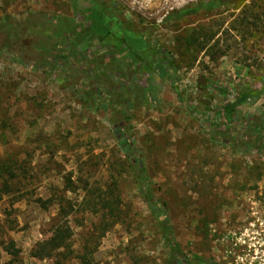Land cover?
<instances>
[{
  "label": "rangeland",
  "instance_id": "374dc122",
  "mask_svg": "<svg viewBox=\"0 0 264 264\" xmlns=\"http://www.w3.org/2000/svg\"><path fill=\"white\" fill-rule=\"evenodd\" d=\"M202 1L109 3L126 29L164 50L177 66L172 78L154 71L139 78L145 100L125 115L133 156L144 165L145 180L181 251L220 264H264V153L213 144L198 126L207 109L243 91L254 94L242 113L264 117V90L257 92L264 83V0H215L218 7L206 13L197 10ZM31 14L72 18L74 10L69 0H0V25ZM211 30L216 36L206 47L216 44L223 59L196 48ZM27 53H33L28 41L10 42L0 32V161L28 156L32 175L19 202L0 200V264H53L30 253L50 237L56 214L55 207L43 211L34 200L55 191L74 206L69 221L75 252L65 264H80L85 247L93 253L92 264H167L159 223L140 192L143 179L116 140L114 119L76 85L61 83L46 68L22 65L19 54L25 60ZM237 61L242 69L234 80ZM208 84L214 87L209 93L201 90ZM68 179L77 192H64ZM109 187L119 195L122 213L102 235L100 215L84 204V189L102 195ZM8 241L19 250L16 258L5 252Z\"/></svg>",
  "mask_w": 264,
  "mask_h": 264
},
{
  "label": "trees",
  "instance_id": "16d2710c",
  "mask_svg": "<svg viewBox=\"0 0 264 264\" xmlns=\"http://www.w3.org/2000/svg\"><path fill=\"white\" fill-rule=\"evenodd\" d=\"M69 1L74 10L72 18L57 14L8 17L0 25V32L6 33L10 42L26 40L32 45L33 53L26 54L28 59L23 60L22 54H19L21 57L18 59L22 65L32 69L46 68L54 73L61 83L76 85L80 95L96 97L98 106L104 109L107 116L114 119L113 131L116 140H122L131 169L139 179H143L140 192L151 214L159 223L162 241L169 252L167 264H220L212 258L204 259L196 254L187 255L181 251L174 240L165 210L153 197L150 184L145 180L144 165L133 156L134 142L129 135L130 127L126 126L127 112L136 106L138 101L145 100V89L140 86L139 78L143 74L147 75L149 71H154L160 76L166 74L167 78H172L177 71L176 62L169 59L161 48L143 41L126 29L116 11L109 6L111 0ZM217 7V1L205 0L198 3L197 10L206 13ZM229 30L232 32V27ZM205 36V41L196 47L198 52L205 51L204 53L213 59L217 56L219 59L226 57L216 44L206 47L214 39L216 32L211 30L210 34ZM8 50L12 55L18 54L9 47ZM132 64L137 68L132 69ZM234 64L233 79L236 80L238 77L234 72L242 69V65L238 61ZM147 80L146 77V82ZM210 85H204L201 90L209 93L214 88ZM257 86V92L264 90V83H258ZM174 92L180 100L181 94L176 87ZM253 94L252 91H243L233 96L227 95L217 109L206 110V117L198 121V126L211 143L229 147L234 151L249 149L264 153L263 115H256L254 112L244 114L241 111L242 106L247 104L246 99ZM181 102L186 109L196 110L195 106L191 107L188 102ZM27 157L20 159L10 155L0 161V200L11 197L15 198L14 202H19L23 198L22 194L26 193L24 183L28 184L32 179L29 171L31 163L27 162ZM68 182L70 187L64 192H77L70 179ZM95 194L85 188L83 202L89 210L100 215L101 233L104 235L109 228L118 224L122 213L121 204L119 195L110 187L102 195L101 192ZM95 197H98L97 203H94ZM34 202L43 211L55 207L56 214L51 220L50 237L36 243L30 256L38 261L51 260L53 264H65L75 252L72 249L74 231L69 221L74 206L65 198L64 193L60 195L57 191L45 200L38 197ZM108 219L112 221L108 222ZM0 246L2 247V243ZM5 252L13 258L19 254L13 241H8ZM92 254V251L85 247L83 254L78 257L80 264H92Z\"/></svg>",
  "mask_w": 264,
  "mask_h": 264
}]
</instances>
